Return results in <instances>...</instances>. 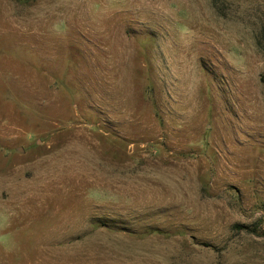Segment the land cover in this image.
Segmentation results:
<instances>
[{
    "label": "rangeland",
    "instance_id": "374dc122",
    "mask_svg": "<svg viewBox=\"0 0 264 264\" xmlns=\"http://www.w3.org/2000/svg\"><path fill=\"white\" fill-rule=\"evenodd\" d=\"M0 264H264V0H0Z\"/></svg>",
    "mask_w": 264,
    "mask_h": 264
},
{
    "label": "water",
    "instance_id": "95a60500",
    "mask_svg": "<svg viewBox=\"0 0 264 264\" xmlns=\"http://www.w3.org/2000/svg\"><path fill=\"white\" fill-rule=\"evenodd\" d=\"M17 150H18V152H21V153L23 152L22 148H18Z\"/></svg>",
    "mask_w": 264,
    "mask_h": 264
}]
</instances>
